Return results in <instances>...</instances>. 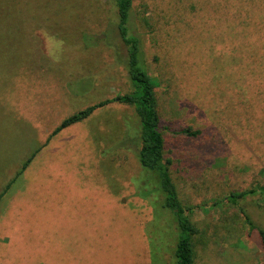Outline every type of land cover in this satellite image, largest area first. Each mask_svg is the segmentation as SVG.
<instances>
[{
    "label": "rangeland",
    "instance_id": "1",
    "mask_svg": "<svg viewBox=\"0 0 264 264\" xmlns=\"http://www.w3.org/2000/svg\"><path fill=\"white\" fill-rule=\"evenodd\" d=\"M115 1L0 0V264L172 263L170 211L141 194L133 108L113 103L50 137L131 91ZM130 22L164 163L195 209V263L264 264V0H132Z\"/></svg>",
    "mask_w": 264,
    "mask_h": 264
},
{
    "label": "trees",
    "instance_id": "2",
    "mask_svg": "<svg viewBox=\"0 0 264 264\" xmlns=\"http://www.w3.org/2000/svg\"><path fill=\"white\" fill-rule=\"evenodd\" d=\"M115 8L118 20L117 35L125 48V67L131 91L88 106L65 118L54 129L50 137L71 125L89 118L95 111L105 106L113 103L131 106L139 123L140 147L137 153V160L145 173L146 184L150 186L142 190L141 194L143 197H148L149 194L160 193L162 200L159 205L163 209L170 211L169 213L173 218L176 229L175 244L171 248L172 263L164 262L163 264H196L192 243V237L195 235L196 230L190 220L195 209L184 207L180 203L176 187L164 163V140L161 134L160 117L157 112L156 86L147 72L141 41L131 27L132 0H116ZM184 132L192 136L198 135V132ZM35 154L36 152L23 163L16 175L26 169ZM8 187L9 185L0 194V199L8 190ZM260 192L264 202V188H261ZM248 193L250 192L232 194L227 199L230 203L236 205L238 200L245 197ZM244 219L250 229H255L246 216H244ZM257 232L260 243L264 248V229L257 228Z\"/></svg>",
    "mask_w": 264,
    "mask_h": 264
}]
</instances>
